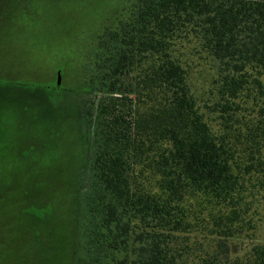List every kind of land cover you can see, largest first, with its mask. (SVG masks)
Returning a JSON list of instances; mask_svg holds the SVG:
<instances>
[{
	"label": "trees",
	"instance_id": "1",
	"mask_svg": "<svg viewBox=\"0 0 264 264\" xmlns=\"http://www.w3.org/2000/svg\"><path fill=\"white\" fill-rule=\"evenodd\" d=\"M118 4L52 87L85 141L69 264H264V0Z\"/></svg>",
	"mask_w": 264,
	"mask_h": 264
},
{
	"label": "rangeland",
	"instance_id": "2",
	"mask_svg": "<svg viewBox=\"0 0 264 264\" xmlns=\"http://www.w3.org/2000/svg\"><path fill=\"white\" fill-rule=\"evenodd\" d=\"M119 1L0 0V264L72 261L85 141L71 95L56 88H75L79 64L118 17ZM34 55L51 68L38 70ZM52 152L59 159L42 167Z\"/></svg>",
	"mask_w": 264,
	"mask_h": 264
},
{
	"label": "clouds",
	"instance_id": "3",
	"mask_svg": "<svg viewBox=\"0 0 264 264\" xmlns=\"http://www.w3.org/2000/svg\"><path fill=\"white\" fill-rule=\"evenodd\" d=\"M89 5H84V7H88ZM32 59L36 62V67L38 70L41 71H45L51 68V64H44L43 66H41V61H42V57L38 56V55H34L32 57ZM59 159V153L58 152H52L48 155H46L45 157H43L42 159H40L39 163L41 164L42 167H48L52 164H54L57 160Z\"/></svg>",
	"mask_w": 264,
	"mask_h": 264
}]
</instances>
